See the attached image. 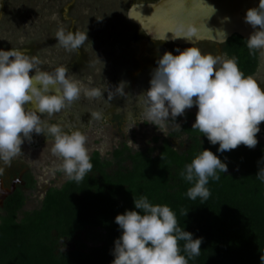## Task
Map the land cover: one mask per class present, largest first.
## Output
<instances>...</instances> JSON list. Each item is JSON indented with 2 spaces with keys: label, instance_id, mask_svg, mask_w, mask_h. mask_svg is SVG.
Masks as SVG:
<instances>
[{
  "label": "clouds",
  "instance_id": "clouds-1",
  "mask_svg": "<svg viewBox=\"0 0 264 264\" xmlns=\"http://www.w3.org/2000/svg\"><path fill=\"white\" fill-rule=\"evenodd\" d=\"M243 20L253 29L246 38V47L250 54L258 55L264 67V0L247 9ZM171 32L174 38L191 43L196 28L180 22ZM55 36L68 51L78 52L89 40L87 33L65 32L63 28ZM175 51L178 54L165 51L159 57L151 73L150 87L140 93V123L146 120L163 132L169 121L185 116L186 110L195 106L198 110L191 128L202 133L212 145L218 144V152L235 150L241 145L255 148L259 126L264 122V88L254 75L246 76L235 57L202 53L195 46ZM39 65L38 58L20 50L0 49V162L10 166L22 154V145L32 142L33 133L51 136L50 151L58 160L51 171L80 182L93 168L87 136L78 129L64 131L60 124H49L41 117L60 113L79 100L82 92L87 99L102 98L104 93L100 88L84 87L72 80L66 66L49 72ZM108 99H112L110 93ZM91 116L101 118L99 112ZM176 126L181 128L177 123ZM133 127L127 128V136ZM129 146L139 148L130 139ZM3 171L0 168V173ZM227 171L225 162L211 150L203 149L181 172L192 185L187 190L188 198L206 201L211 195L206 187L209 178L219 180L218 172ZM256 177L264 181V164L258 166ZM133 203L135 210L115 217L121 235L114 242L111 264H188L189 258L200 255L203 238L194 239L191 232L182 230L169 206L152 204L144 196L134 198ZM180 241L184 242L187 258L181 254ZM260 264H264V255H260Z\"/></svg>",
  "mask_w": 264,
  "mask_h": 264
},
{
  "label": "trees",
  "instance_id": "trees-1",
  "mask_svg": "<svg viewBox=\"0 0 264 264\" xmlns=\"http://www.w3.org/2000/svg\"><path fill=\"white\" fill-rule=\"evenodd\" d=\"M223 49L229 58L237 59L246 76L258 71V55L250 54L246 38L233 35ZM195 116L190 112L184 116L188 120L182 130L190 139L184 151L176 149L170 137L158 136L154 137L160 142L157 146L134 151L123 143L111 158L96 150L90 155L93 168L82 181L68 179L61 187H50L41 206L30 211L23 210L28 194L19 186L0 207V264H111L114 242L121 235L115 217L135 210L133 199L141 196L152 204L169 206L182 230L194 239L203 238L200 255L189 258L188 264H260L264 181L256 173L264 164V144L220 153L218 144L212 145L191 128L189 119L195 121ZM203 149L216 154L228 171L218 172L219 180L209 178L206 187L211 195L206 201L191 200L187 190L192 185L181 172ZM25 179L26 187L34 189L33 174L27 172ZM82 231L94 244L75 239ZM63 239L73 240L74 248L61 250ZM179 243L187 258L184 242Z\"/></svg>",
  "mask_w": 264,
  "mask_h": 264
},
{
  "label": "rangeland",
  "instance_id": "rangeland-1",
  "mask_svg": "<svg viewBox=\"0 0 264 264\" xmlns=\"http://www.w3.org/2000/svg\"><path fill=\"white\" fill-rule=\"evenodd\" d=\"M31 4V11L35 15L31 16L27 22L34 20L31 26L20 22L24 12H16L13 1L8 3L7 14L1 21V32L5 30L12 32L0 36V49L14 44L23 45L29 39H34L32 44L33 52L29 56H34L40 60V68H46L50 72L58 66L69 67L73 59L75 64L70 67L67 75L75 81H79L84 87L100 88L104 96L99 99H87L83 92L81 98L60 113L49 117L44 114L41 119L49 124H60L64 131L80 130L87 136L86 147L89 155L98 150L102 157L111 158L112 151L123 143L129 145V139L136 143L138 150H145L148 147L157 146L160 142H155L154 137H170L171 143L179 151H184L190 144L188 134L182 130L186 117L181 116L178 121H169L163 132L159 131L155 125L143 120L142 115V93L150 87L151 73L157 66V60L165 51L178 54L175 50H183L186 47L195 46L200 48L202 53L214 56H224L223 45L217 46L212 42H200L194 45H176L174 43L156 41L148 44L145 56H139L140 42L144 38V33L139 26L129 23L127 20V10L131 0H77L82 10L75 12L80 16L77 29L79 32L88 34V41L83 47L84 54L80 55L77 63L74 51L65 50L56 40V32L63 28L68 31L70 23L62 16V5L68 0H28ZM42 1V2H41ZM151 1V0H141ZM87 2V3H85ZM19 4L16 8L24 10L26 0H17ZM54 8V9H53ZM74 10V9H73ZM16 12V13H15ZM12 22L9 15H14ZM42 14V16L40 15ZM39 20V21H38ZM15 21L17 22L16 24ZM41 21V22H40ZM8 26H10L8 28ZM34 26H39L36 31ZM41 26V28H40ZM42 34L38 32L42 29ZM56 27V28H55ZM25 30L27 32H24ZM18 37V38H15ZM51 37L52 39H49ZM15 40V41H14ZM41 41V42H40ZM6 42V43H4ZM57 57V60L56 58ZM228 57V56H227ZM142 60V62L140 61ZM61 63H58L59 61ZM45 63H48L45 65ZM141 69L140 71H137ZM137 71L136 74L133 72ZM258 83L264 88V67H259L254 74ZM122 82V83H121ZM121 83L120 90L116 87ZM109 93L112 99H108ZM197 108L193 106L186 112L195 113ZM99 112L100 119H93L91 113ZM193 124L194 120L189 119ZM176 123L181 128L176 126ZM134 126L126 134L128 127ZM260 132L257 135L258 147L264 144V122L260 124ZM177 133L176 135H172ZM52 137L36 135L33 133L32 142H25L22 145V154L16 157L10 166L0 162L2 172L9 180L10 172L28 166L36 178L34 189H28V199L24 211L39 208L42 200L50 187H61L68 178L54 169L58 160L52 155ZM134 151L137 149L130 146ZM158 151H156L157 153ZM126 164H130L127 162ZM116 165L111 167L115 169ZM22 213L20 217H22ZM75 239H81L88 245L92 241L87 238V231H82ZM73 240L63 239L60 241L61 250L74 248Z\"/></svg>",
  "mask_w": 264,
  "mask_h": 264
},
{
  "label": "water",
  "instance_id": "water-1",
  "mask_svg": "<svg viewBox=\"0 0 264 264\" xmlns=\"http://www.w3.org/2000/svg\"><path fill=\"white\" fill-rule=\"evenodd\" d=\"M258 3L259 0H131L127 19L139 26L144 33L140 42L141 57L148 54L147 45L150 42L163 41L185 46L208 41L220 46L236 34L247 38L253 29L244 23L243 17L247 9L257 7ZM69 5L70 3L65 6L66 11ZM210 5L214 6L215 12ZM5 8L6 0H0V22ZM180 22L195 26L196 33L191 38V43L174 38L171 31ZM140 61L142 62L141 59ZM15 190L16 182L8 186L0 174V207L4 206L7 197Z\"/></svg>",
  "mask_w": 264,
  "mask_h": 264
},
{
  "label": "flooded vegetation",
  "instance_id": "flooded-vegetation-1",
  "mask_svg": "<svg viewBox=\"0 0 264 264\" xmlns=\"http://www.w3.org/2000/svg\"><path fill=\"white\" fill-rule=\"evenodd\" d=\"M10 1H13V7H14V10L16 11V12H19V16L18 17H20V12H24V14L21 16V18H20V22L24 25V24H26V25H33L34 24V20H30L29 22H27L28 21V19L31 17V16H33V15H35V12H32L31 11V4L29 3L30 1H28V0H26L27 1V4H25L26 6H25V8H24V10H20L19 11V9H17L16 7L19 5V4H17L16 3V1L17 0H6V8H5V13H4V17H3V19L5 18V16H6V14H7V11H6V9H7V7H8V3H10ZM42 2V1H41ZM68 3H70V5L68 6V10L66 11V9H65V6L68 4ZM85 3H87V2H85ZM79 4H81V2L79 1V2H77V0H68V1H66L63 5H62V16H63V18L65 19V20H67L69 23H70V27H69V29H68V31H73V32H76V31H78V29H77V26H78V23L80 22V19H79V17L80 16H76L75 15V12H79V10H82L81 8H80V6H79ZM54 9V8H53ZM74 9V10H73ZM15 12V13H16ZM22 12V13H23ZM41 16H42V14H40ZM13 16H15V14L14 15H9L8 17H10L11 19V21L13 22L14 21V17ZM2 19V20H3ZM128 20V19H127ZM39 21V20H38ZM41 22V21H40ZM129 22V21H128ZM1 23V22H0ZM17 22L15 21V23L14 24H16ZM129 23H131V22H129ZM133 24V23H132ZM10 26H8V28H9ZM35 27V30H33V31H36V30H38L39 29V26H34ZM1 28H3V27H1V25H0V30H1ZM40 28H41V26H40ZM56 28V27H55ZM6 31V32H5ZM23 31V33L24 32H27V31H25V30H22ZM42 31H43V27H42V29L38 32V34H42ZM67 31V32H68ZM7 33L8 34V32H12V30H10V31H7V30H5L4 29V31L3 32H1L0 31V36H3L5 33ZM15 38H18V37H16L15 36ZM49 39H52L51 37H49ZM15 41V40H14ZM35 40L34 39H29L26 43H24L23 45H21V44H14V45H12V46H5V47H3V48H1V49H6V48H8V49H11V48H13V49H16V48H21V49H27V51H25V52H23V53H25V54H27V55H31V53L33 52V47H32V44H33V42H34ZM41 42V41H40ZM4 43H6V42H4ZM149 44V43H148ZM65 49V48H64ZM147 49H148V45H147ZM66 50V49H65ZM140 50H141V48H140ZM148 52V51H147ZM149 53V52H148ZM74 54L75 55H77L76 56V60H77V63L79 62L78 60H79V56L80 55H83L84 54V51H83V47H81L79 50H78V52L77 51H74ZM143 56H145V55H143ZM31 57V56H30ZM56 58V60H57V57H55ZM75 59H73V62H72V64H75V62L76 61H74ZM40 61V60H39ZM59 61V60H58ZM58 63H61V61H59ZM48 63H45V65H47ZM72 64L70 63V66L69 67H67L68 68V70H69V68L70 67H73L72 66ZM41 70H44V71H49V70H47L46 68H41ZM137 71H139V69L137 70ZM137 71H134L133 73H136ZM50 72V71H49ZM0 168H1V166H0ZM27 172H31L32 174H33V171L28 167V166H23L21 169H18V170H16V171H12V172H10V176H9V180L7 179V177H6V175L5 174H3V173H0L1 174V176L3 177V179H4V181H5V183H6V185H8V186H10L13 182H16V189L19 187V186H21V187H23L24 188V190L27 192V190H28V188L26 187V179H25V176H26V174H27ZM33 178H34V180H35V185H36V178H35V176H34V174H33ZM30 190V189H29ZM28 194V193H27ZM29 196V195H28Z\"/></svg>",
  "mask_w": 264,
  "mask_h": 264
}]
</instances>
